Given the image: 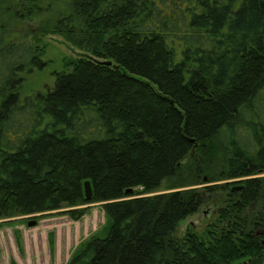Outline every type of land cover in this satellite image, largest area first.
I'll return each instance as SVG.
<instances>
[{"label":"trees","instance_id":"16d2710c","mask_svg":"<svg viewBox=\"0 0 264 264\" xmlns=\"http://www.w3.org/2000/svg\"><path fill=\"white\" fill-rule=\"evenodd\" d=\"M71 9L52 31L83 54L53 88L22 97L43 49L0 45V221L102 204L106 235L68 264H263L264 0ZM205 205L203 231L175 236Z\"/></svg>","mask_w":264,"mask_h":264},{"label":"rangeland","instance_id":"374dc122","mask_svg":"<svg viewBox=\"0 0 264 264\" xmlns=\"http://www.w3.org/2000/svg\"><path fill=\"white\" fill-rule=\"evenodd\" d=\"M39 1L41 10L35 14V10H32V16H24L19 10V5L24 0H0V45L23 40L34 48L43 49L45 66L25 77L22 96L25 98L34 92L53 88L57 74L65 69V63L83 54L64 37L52 31L59 18L71 12V0ZM206 182L208 178H202V183ZM172 185L173 182L165 181L151 195L169 193L173 191L169 190ZM86 207L88 212L79 221L59 213H48L39 218L22 216L0 221V264H68L91 237L106 235L107 220L102 204H90ZM210 208L205 205L200 214L183 221L175 236L183 237L191 228L196 232L203 231L208 221L205 215L213 218ZM203 212H206L205 215ZM31 221H36V226L29 227L28 223Z\"/></svg>","mask_w":264,"mask_h":264},{"label":"water","instance_id":"95a60500","mask_svg":"<svg viewBox=\"0 0 264 264\" xmlns=\"http://www.w3.org/2000/svg\"><path fill=\"white\" fill-rule=\"evenodd\" d=\"M83 187H84L85 199L87 201H90L93 197V189H92L91 183L89 181H85ZM132 192H133L132 189L127 191V193H132ZM36 224H37L36 221H31L28 223V226L34 227V226H36ZM242 264H247V262H244ZM263 264H264V261H263Z\"/></svg>","mask_w":264,"mask_h":264},{"label":"flooded vegetation","instance_id":"af4514ba","mask_svg":"<svg viewBox=\"0 0 264 264\" xmlns=\"http://www.w3.org/2000/svg\"><path fill=\"white\" fill-rule=\"evenodd\" d=\"M210 209H211V211H212L211 214L214 213V209H212V208H210ZM210 209H209V210H210ZM202 211H204V210L202 209L201 212H202ZM201 212H200V213H201ZM200 213H199V214H200ZM204 213H206V212H203V215H205ZM205 218H206V219H210V216H206V215H205Z\"/></svg>","mask_w":264,"mask_h":264}]
</instances>
